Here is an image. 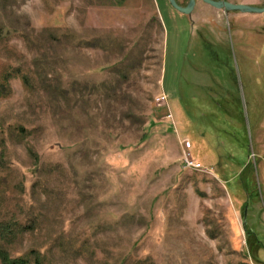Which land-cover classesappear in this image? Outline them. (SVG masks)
Returning a JSON list of instances; mask_svg holds the SVG:
<instances>
[{"label": "rangeland", "instance_id": "rangeland-1", "mask_svg": "<svg viewBox=\"0 0 264 264\" xmlns=\"http://www.w3.org/2000/svg\"><path fill=\"white\" fill-rule=\"evenodd\" d=\"M213 11L201 0L188 16L169 0H0V224L29 226L0 236L9 258L264 264V131L249 156L257 99L264 113L253 73L264 34L250 33L262 14ZM186 156L225 188L185 169ZM246 162L243 189L228 168Z\"/></svg>", "mask_w": 264, "mask_h": 264}, {"label": "crops", "instance_id": "crops-1", "mask_svg": "<svg viewBox=\"0 0 264 264\" xmlns=\"http://www.w3.org/2000/svg\"><path fill=\"white\" fill-rule=\"evenodd\" d=\"M215 1H226L228 3H231V4H234V5H244V6H260L261 4V0H215ZM214 9V8H213ZM214 14L217 15V17H220L222 15H224L225 17H231L233 16L236 20H247V19H254V18H250L248 17V14H243V13H240V14H236L238 12H225L223 10H217L215 9V11H213ZM235 13V14H234ZM256 20H253V21H260L262 24H261V32H259L258 30H254L252 29L250 31L251 35H252V32L254 33V35L258 36V35H261V34H264V13L261 15L260 18H255ZM253 21H250V22H253ZM261 56L264 55L263 52H260ZM263 57V56H262ZM262 57H260L258 60L255 61L254 65V74H256V76H258L260 78V81H262L264 79V60H262ZM260 99H257L256 103H255V108H254V112H253V125H254V130H255V134H256V140L254 141L255 145H251V149L254 151L255 149H258V150H261L260 149V144L263 142L262 141V131H264V113L260 114V115H256V108H259L260 107ZM254 134H252L251 136L253 137ZM253 139V138H252ZM253 143V142H252ZM262 146V144H261ZM231 160L232 163L235 164V160L233 157H229ZM248 162V161H247ZM247 162L243 165V167H241L242 169L247 165ZM242 169H238L237 171H234L232 169L229 168V174L230 172L234 173L235 176L237 174H240V172H242ZM231 175V174H230Z\"/></svg>", "mask_w": 264, "mask_h": 264}, {"label": "trees", "instance_id": "trees-1", "mask_svg": "<svg viewBox=\"0 0 264 264\" xmlns=\"http://www.w3.org/2000/svg\"><path fill=\"white\" fill-rule=\"evenodd\" d=\"M22 79H23V82L26 85V87H29L31 89L30 80L25 76ZM0 91H2V92H8L9 91V87L6 84V81L0 87ZM28 229H29V226H20L18 224H15V225H10V224L2 225V224H0V236H2V238L4 240L12 239L16 235H22ZM0 259H1L2 264H27V261L23 258H17V259L9 258L8 252L5 249H1V248H0ZM34 263L35 264H42V261L39 257H37V258H35Z\"/></svg>", "mask_w": 264, "mask_h": 264}, {"label": "water", "instance_id": "water-1", "mask_svg": "<svg viewBox=\"0 0 264 264\" xmlns=\"http://www.w3.org/2000/svg\"><path fill=\"white\" fill-rule=\"evenodd\" d=\"M196 1L197 0H189V3L186 7L179 6L176 0H169V3L175 10H177L183 15L188 16L192 13ZM201 1L213 7L214 9L223 10L225 12H240L243 14H263L264 13V7L263 8H253V7L244 6V5H234L226 1H214V0H201Z\"/></svg>", "mask_w": 264, "mask_h": 264}, {"label": "flooded vegetation", "instance_id": "flooded-vegetation-1", "mask_svg": "<svg viewBox=\"0 0 264 264\" xmlns=\"http://www.w3.org/2000/svg\"><path fill=\"white\" fill-rule=\"evenodd\" d=\"M215 1V0H214ZM176 2H177V0H176ZM197 2V1H196ZM188 3H189V0H188V2H187V4L184 6V7H186L187 5H188ZM177 4H178V2H177ZM179 5V4H178ZM180 6V5H179ZM182 7V6H181ZM225 129V128H224ZM230 133H231V131H229V130H227V129H225L224 130V132H223V134H225V135H230ZM264 145V144H263ZM253 151H252V149H251V155H249L250 157L252 156V153ZM229 157H232V156H230L229 155ZM262 157V156H261ZM263 158H264V152H263ZM248 167V164L243 168V170H242V172H240V174L241 173H243L244 171H247L246 170V168ZM223 168V167H222ZM229 169V168H228ZM229 172V171H228ZM202 174H209V175H212L217 181H219V182H221L222 184H223V187L225 188V186H226V183L225 182H223L222 181V178L220 177H217L218 175H216V173H214V171H212V170H210V169H203V171L201 172ZM240 174H237L235 177H237V176H239ZM225 176V175H224ZM238 178V177H237ZM249 179V178H248ZM236 179L234 178V181H235ZM232 180H229L228 182H231ZM233 181V182H234ZM236 181H238L239 182V184L241 185V188H245V185H244V183L241 181V179H237ZM233 182H231V183H233ZM250 181H249V183L247 184V188H250ZM257 189V188H256ZM257 191H259L258 189H257ZM247 196V195H246ZM252 200H253V198H251ZM254 200L256 201V199L254 198ZM249 202V201H248ZM253 202V201H252ZM250 203V202H249ZM249 203H246L245 205H244V207H243V211H242V221H243V225L246 227V230L248 229L247 228V226L249 225V223H250V220H251V218L249 217V210H250V208H249ZM259 220H260V218H258ZM260 224H261V226H263L264 227V223H261L260 222ZM254 233L253 232H250L249 231V236L251 237L252 235H253ZM255 235V234H254ZM255 243H256V246H261V248H260V250H264V244L262 243V241H260V239L258 238L257 239V241H255Z\"/></svg>", "mask_w": 264, "mask_h": 264}, {"label": "built area", "instance_id": "built-area-1", "mask_svg": "<svg viewBox=\"0 0 264 264\" xmlns=\"http://www.w3.org/2000/svg\"><path fill=\"white\" fill-rule=\"evenodd\" d=\"M183 167L185 169H189V170H195V171H199V172L203 171V168L201 167V165L194 162L189 156H186L184 158Z\"/></svg>", "mask_w": 264, "mask_h": 264}]
</instances>
